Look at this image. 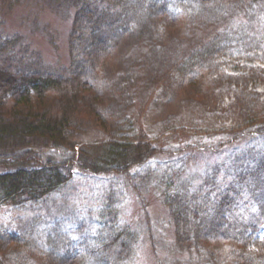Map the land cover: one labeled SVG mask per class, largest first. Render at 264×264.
I'll list each match as a JSON object with an SVG mask.
<instances>
[{"label": "rangeland", "instance_id": "obj_1", "mask_svg": "<svg viewBox=\"0 0 264 264\" xmlns=\"http://www.w3.org/2000/svg\"><path fill=\"white\" fill-rule=\"evenodd\" d=\"M82 4L95 7L103 31L107 59L102 70L90 66L89 86L104 118H78L69 138L93 151L110 139L132 140L141 129L161 150L127 175L76 167L45 199L0 204V264H44L49 252L88 255L112 228L100 230L99 209L108 202L104 214L135 235L125 264L264 263V214L251 190L229 214L235 233L220 245L205 240L210 231L177 230L170 205L173 197L195 208L212 205L216 193L206 179L217 163L229 162L217 155L263 138L254 128L264 125V0H0L2 63L26 73L69 71V35ZM208 46L212 88L198 101L183 88L179 68ZM244 91L258 111L250 125L238 101Z\"/></svg>", "mask_w": 264, "mask_h": 264}, {"label": "trees", "instance_id": "obj_2", "mask_svg": "<svg viewBox=\"0 0 264 264\" xmlns=\"http://www.w3.org/2000/svg\"><path fill=\"white\" fill-rule=\"evenodd\" d=\"M94 10L91 4H82L74 15L69 35V71L18 72L2 63L3 49L0 48V204L19 205L45 199L71 181L76 167L94 173L127 175L133 166L145 163L161 150L141 129L132 140L110 139L93 151L89 149L90 143L79 144L69 138L68 130L78 118H104L103 103L89 86L90 66L102 70V63L107 59L104 39L100 37L102 27L96 23L100 16ZM211 50L208 46L194 51L179 68L183 88L198 101L204 100L212 88L205 77L214 58ZM249 94L242 92L238 101L245 118L250 116L245 121L250 125L258 117V111ZM254 129L258 132L257 138L263 137L257 144L248 147L233 144L225 158L217 155V162H229L217 163V169L211 170L206 179L207 189L216 193L215 201L210 202L212 205L186 206L181 199L171 200L169 193L177 230L185 235L191 226L198 234L210 231L213 240L208 237L209 233L203 236L205 240L222 244L225 236L235 233L229 214L242 204L249 190L260 201L258 214H264V125ZM217 150L222 152L220 148ZM164 189L171 187L166 184ZM111 206L110 202L102 203L99 209L100 230L112 227L100 246L76 260L53 252L42 253L44 264H70L69 261L125 264L135 235L128 229L119 230L117 221L104 214ZM7 239L15 240V237ZM243 264L264 263L247 259Z\"/></svg>", "mask_w": 264, "mask_h": 264}]
</instances>
